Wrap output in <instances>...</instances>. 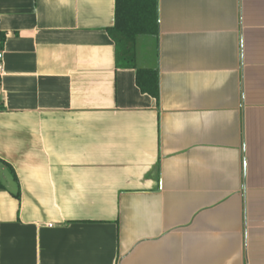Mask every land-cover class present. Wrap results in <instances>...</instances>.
<instances>
[{
	"label": "crops",
	"instance_id": "crops-1",
	"mask_svg": "<svg viewBox=\"0 0 264 264\" xmlns=\"http://www.w3.org/2000/svg\"><path fill=\"white\" fill-rule=\"evenodd\" d=\"M115 5L0 0V264H264V0Z\"/></svg>",
	"mask_w": 264,
	"mask_h": 264
},
{
	"label": "trees",
	"instance_id": "trees-1",
	"mask_svg": "<svg viewBox=\"0 0 264 264\" xmlns=\"http://www.w3.org/2000/svg\"><path fill=\"white\" fill-rule=\"evenodd\" d=\"M115 43L119 67L136 69V82L141 92L160 99V74L157 67H140L137 63L139 36L159 34V0H116L115 20L109 29ZM3 36L1 37V44ZM14 173L13 168L6 163ZM16 177V175L14 174ZM3 184L0 180V189Z\"/></svg>",
	"mask_w": 264,
	"mask_h": 264
},
{
	"label": "built area",
	"instance_id": "built-area-1",
	"mask_svg": "<svg viewBox=\"0 0 264 264\" xmlns=\"http://www.w3.org/2000/svg\"><path fill=\"white\" fill-rule=\"evenodd\" d=\"M2 58H3V52L0 51V74H1V73L3 72V70H4Z\"/></svg>",
	"mask_w": 264,
	"mask_h": 264
},
{
	"label": "rangeland",
	"instance_id": "rangeland-1",
	"mask_svg": "<svg viewBox=\"0 0 264 264\" xmlns=\"http://www.w3.org/2000/svg\"><path fill=\"white\" fill-rule=\"evenodd\" d=\"M5 174L4 173H2L3 174V176L2 177H4L5 175H6V173H9V171L6 169L5 171Z\"/></svg>",
	"mask_w": 264,
	"mask_h": 264
}]
</instances>
